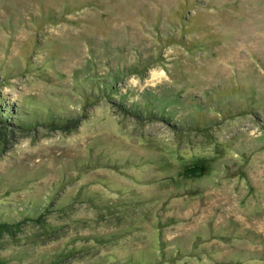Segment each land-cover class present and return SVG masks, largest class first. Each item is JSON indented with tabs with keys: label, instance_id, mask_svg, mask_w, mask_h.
<instances>
[{
	"label": "rangeland",
	"instance_id": "obj_1",
	"mask_svg": "<svg viewBox=\"0 0 264 264\" xmlns=\"http://www.w3.org/2000/svg\"><path fill=\"white\" fill-rule=\"evenodd\" d=\"M0 264H264V0H0Z\"/></svg>",
	"mask_w": 264,
	"mask_h": 264
},
{
	"label": "bare ground",
	"instance_id": "obj_2",
	"mask_svg": "<svg viewBox=\"0 0 264 264\" xmlns=\"http://www.w3.org/2000/svg\"><path fill=\"white\" fill-rule=\"evenodd\" d=\"M162 74V73H161ZM161 74L159 75V74H157V76L159 77V76H161ZM156 75V74H155ZM163 75H164V73H163ZM160 78H162V77H160ZM82 143V142H81ZM82 144H84V143H82ZM79 145V144H78ZM82 146V145H81ZM72 147V146H71ZM49 148V147H48ZM50 148H52V147H50ZM55 148V147H54ZM72 150H79V147H77V146H74V147H72L71 148ZM28 152H30V151H28ZM42 161V160H41Z\"/></svg>",
	"mask_w": 264,
	"mask_h": 264
}]
</instances>
